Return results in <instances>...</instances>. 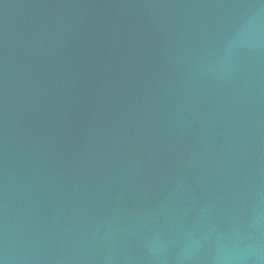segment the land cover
Segmentation results:
<instances>
[{"label":"water","instance_id":"obj_1","mask_svg":"<svg viewBox=\"0 0 264 264\" xmlns=\"http://www.w3.org/2000/svg\"><path fill=\"white\" fill-rule=\"evenodd\" d=\"M0 264H264V0H0Z\"/></svg>","mask_w":264,"mask_h":264}]
</instances>
